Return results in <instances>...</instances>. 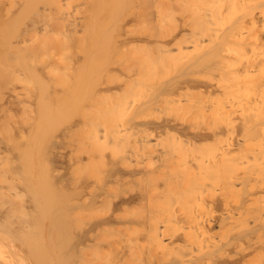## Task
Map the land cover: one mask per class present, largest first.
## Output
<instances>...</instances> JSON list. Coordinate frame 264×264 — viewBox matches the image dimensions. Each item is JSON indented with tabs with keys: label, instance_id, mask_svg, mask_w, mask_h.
<instances>
[{
	"label": "bare ground",
	"instance_id": "1",
	"mask_svg": "<svg viewBox=\"0 0 264 264\" xmlns=\"http://www.w3.org/2000/svg\"><path fill=\"white\" fill-rule=\"evenodd\" d=\"M44 1L24 28L45 30L35 52L61 29L75 62L23 57L32 92L3 93L0 264H264V0L122 1L136 32L113 44L136 57L98 114L80 88L106 44L84 52L100 0L78 17Z\"/></svg>",
	"mask_w": 264,
	"mask_h": 264
},
{
	"label": "rangeland",
	"instance_id": "2",
	"mask_svg": "<svg viewBox=\"0 0 264 264\" xmlns=\"http://www.w3.org/2000/svg\"><path fill=\"white\" fill-rule=\"evenodd\" d=\"M19 1H23V0H0V106H15L13 104L3 102V93L5 90H7L8 87L11 86L12 82H15L19 85V89L21 91H23L22 93L25 94V95L23 94V96H28V94H30L32 92L33 86L36 83L33 80V78H31L30 76L25 77L23 68L20 65V61L22 60L21 58H23V57L29 58L28 61L30 63L38 64V65H41L42 63H45L48 61L53 62L54 58L59 63L57 57H61V58L65 59V61H70V62L73 61L71 63L75 62L74 57L76 55V53H75V47L76 46H75V44L72 43L71 46L68 45L69 48H67V49L65 48V47H67V45H65L66 40H64L63 36H66L65 35L66 33L61 31V29L55 30L56 33L58 32L57 33L58 35L55 32H53V33H55V35L50 36L51 37L50 42H49L50 46L47 45V48L45 50H43L44 52H42V50L35 52L34 46H37L38 43H41L42 40L43 41L45 40L44 37L42 38V35H43V33H45V30L42 27H38L37 30L25 32L26 29H24V28L26 26L27 21L30 19V17L33 16V13H35L37 10H42L44 8L46 2L44 0H31L32 5L30 3L29 6H27L25 9L21 10V9H16L14 7V5H16V3H18ZM26 1L28 2L29 0H26ZM63 1H65V0H63ZM84 1L85 0H70L65 5L64 11H67V13L70 14L72 17H78V16L82 15V13H81L82 7L81 6H82ZM122 1H124V0H100V6L98 7L99 13L96 16V22L99 24L96 25V27H95V33H96L95 36H97L98 33L101 32L100 42L99 43L93 42L94 37L92 34H90L92 32L87 34V37L85 36V40H84L86 42L85 43L86 46L84 45L85 46L84 47L85 53L89 52V53L95 54L97 50L102 49V48H99L100 46L105 45V47H103L104 49H102L101 52L98 54L99 56L96 55L98 57L97 58L94 57L92 59L93 61L96 59V61H94V63H93V61H90V63H89V61L87 62L88 64L86 65V67H89V66L92 67V70H90L91 68H89V70L91 72V76L88 77L89 75H87L85 77L84 81L82 82L83 85H81V88H80L81 92L84 91V92H86V93L83 92L84 94H88V95H85V100H86V97H87V100H89V102H90V100H93L90 102L91 109H88L89 110L88 112L91 111L94 113L96 111V113L98 114L100 108H102L101 110H104L106 108V106H112V105L114 106L117 103V101L121 100V98L124 96L123 91L129 88V86H128L129 82H127V78H125L124 76L119 77L118 76L119 72H117L116 70L118 67L120 68L121 64H124V65L129 64L135 60L134 57H136V55L134 56L133 52L131 53V51L133 50L132 43H128V42H131V41H128L129 40L128 39L127 40V46L125 47L123 45V46H121L122 48L118 47L119 50L113 44V42H114L113 40H115V38H121V37L123 38V36H124L123 39H127V38H125V37H127V35L128 36L130 35L129 37H131L133 34V37H134V34L136 32V29H134V28H133V30H135V31L133 33H132V31H133L132 28H130V29L126 28V26L133 27L134 22H132V21H130L128 23L129 25L125 24L126 26L124 25V27L123 26L120 27L121 29L119 28V26H121V24H120L121 11L123 9L121 7ZM47 9L49 10L50 7H47ZM52 23H53V21H52ZM98 28H99V31H98ZM122 29L125 31H122ZM126 30H128L129 34H125V33H127ZM122 32L123 33L125 32L124 35L121 34ZM80 34H81V32H80ZM88 35L90 36V39H89ZM43 36H46V35H43ZM59 36H60V38L57 39V37H59ZM53 37H56V41H57L56 43L58 44V46L61 45L59 47L62 48L63 50L60 49L59 47L58 48L56 47L57 45L55 44V42H54L55 39ZM103 37H105V38H103ZM133 37H131V38H133ZM40 38H42V40H40ZM46 38H47V36H46ZM102 38L105 39V41L103 40L106 43L104 45H100V43H104L103 41L101 42ZM60 39H62V41ZM65 39H66V37H65ZM116 40H118V39H116ZM52 41L54 42L53 44H55V46L53 45L54 47L51 46ZM62 45H63V47H62ZM88 46H89V49H91L90 51H88L89 49L85 50L86 48H88ZM54 48H57V49H54ZM74 53H75V55H74ZM66 58H70V59H66ZM75 67H77V65ZM123 68H125V67H122V69ZM71 71L73 73V76H75V74H77L75 68L70 70L69 72H71ZM62 72H63V74H62ZM67 72L66 71L64 72V69L61 70L60 71L61 76L64 77V73H67ZM88 74H90V73H88ZM102 74H104V75H102ZM60 77H59V80H60ZM67 77H69V73H68ZM99 77L100 78L104 77V79H102L100 82ZM21 79L26 80V82L20 83ZM122 79H124V81ZM104 80L105 81L107 80L106 82H108L109 86H107V84ZM122 81L124 82L125 85L123 84ZM104 82H105V86H102L104 84ZM146 86L145 87L143 86L144 88H142L141 90L139 88H137L139 95L142 94L140 96H146V95H148L147 93H149V92L151 93V91L154 89V88L152 89L151 85L147 86V88L149 86H151L149 88L150 90L147 89ZM145 89L149 90V91L146 93ZM29 90H31V92ZM100 90H101V92H100ZM90 91H94V92H91V96L89 95ZM98 92H100V93H98ZM92 93H93V95H92ZM143 93L146 95H143ZM132 97H134V96L132 95ZM85 102H87V101H85ZM93 102H95V104H93ZM91 103L93 105H91ZM97 103H99V104H97ZM85 104L87 106L89 105L88 103H85ZM85 104H84V106H86ZM92 106H94V108ZM90 107H87V108H90ZM92 109H93V111H92ZM101 110H100V112H103ZM4 111L9 112L6 109H4ZM86 111H87V109H86ZM93 113H91L90 115L94 116L96 114L95 113L93 115ZM19 114L20 113H18V115ZM90 115L88 113V116L90 118L89 120L94 121L93 123H95V124L98 122L100 123V122L104 121V119L102 117H101L102 119L99 118L101 116V114H99L100 116L96 117L95 119H93L94 117H92V116H91L92 117L91 118ZM71 120L72 119H70V121ZM66 121H68V120H66ZM88 127L89 126H85L84 129L86 128V130H88ZM77 128L79 129V127H77ZM77 128H76V130H78ZM76 132L77 131L72 132L73 135H71V136L75 137V136H80L82 134V133L78 134V132L77 133ZM74 153H75V157H76L81 152L76 151ZM63 168H65V167H63ZM58 170L60 171L61 168H59ZM64 171H65V169L63 170V172ZM66 240H67V238H66Z\"/></svg>",
	"mask_w": 264,
	"mask_h": 264
}]
</instances>
